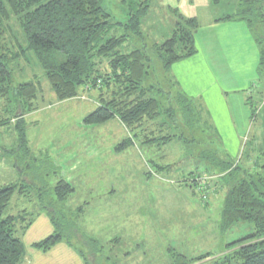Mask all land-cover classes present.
Instances as JSON below:
<instances>
[{"label":"rangeland","instance_id":"obj_1","mask_svg":"<svg viewBox=\"0 0 264 264\" xmlns=\"http://www.w3.org/2000/svg\"><path fill=\"white\" fill-rule=\"evenodd\" d=\"M145 1L140 35H132L121 51L139 50L148 58L143 95L158 100L162 108L169 101L175 118L163 115L143 120V126L136 129L126 128L116 116L100 124L85 123L99 107L101 95L107 92L103 97L109 98L112 87L86 89L75 98L57 100L19 24L15 18L10 20L11 32L0 38L2 61L11 71L13 85L32 82L37 97L25 112L12 101L0 100V188H15L6 214L25 210L34 213L36 220L43 212L55 211L60 230L63 225L75 227L70 243L85 264H208L209 258L196 260L224 254L253 228L250 223H239L221 229L220 213L229 185L219 175H206L203 167L207 164L202 160L211 152L202 136L212 133L205 126L192 132L180 120L179 111L185 105L170 72L162 69L157 48L171 38L176 23L195 19L203 24L235 16L240 0H102V6L114 22L123 23L130 9ZM126 32L131 35L122 28L111 34ZM103 66L106 71V62ZM261 107L262 103L238 155L241 158L245 151L239 166L246 176L262 173L258 168L264 165L259 155L264 136ZM19 112L25 114L21 127L27 154L14 125ZM242 172L226 179L233 185ZM191 173L200 178H189ZM62 179L73 192L58 201L53 189Z\"/></svg>","mask_w":264,"mask_h":264},{"label":"trees","instance_id":"obj_2","mask_svg":"<svg viewBox=\"0 0 264 264\" xmlns=\"http://www.w3.org/2000/svg\"><path fill=\"white\" fill-rule=\"evenodd\" d=\"M146 12L147 1L138 3L130 9L129 19L121 23L112 20L109 12L103 8L102 0H0V38L11 32L8 24L15 18L28 46L36 53L45 79L57 100L75 98L86 89L99 88L102 91L112 87L109 98L103 97L107 96V92L101 95L99 107L85 118V123L100 124L116 116L126 128L136 129L143 126V120H155L163 115L175 118L169 101L164 102L162 108L158 100L143 95L145 85L148 84V58L139 50L131 53L121 51L122 44L131 39L132 35H140L141 18ZM231 20L244 22L260 48L258 79L246 99L254 121L261 103L264 111V0H240L237 15L217 22ZM176 26L171 38L157 48L165 74L170 72L173 64L196 53V20L186 19L183 24L176 23ZM119 28L130 31L131 35L128 32L119 36L111 34ZM3 57L0 55V100L12 101L25 112L26 107H30L37 97V86L32 82L14 86L11 71L2 61ZM103 61L106 62V71L103 69ZM178 97L185 105L179 111L180 120L185 127L194 132L205 126L211 131L203 106L181 92ZM24 115L17 113L14 123L19 132L21 147L26 144L21 127ZM164 125H160L161 129ZM211 133L208 138L202 136L204 145L210 148L207 151H211L208 155L203 152L202 160L207 164L203 170L206 175H219L218 178L229 185L220 213V227L226 230L235 224L250 223L253 232L230 244L224 254L214 258L204 256L196 261L209 258L208 264H264V165H259L258 168L262 173H257L254 177L246 176L242 172L244 169L239 166L245 151L240 154L241 158H231L222 149L220 140ZM152 140L155 141L151 139V142ZM215 142L218 143L217 151L214 150ZM24 149L27 154V148ZM259 155L264 159V136ZM210 168L215 172L211 173ZM238 171L243 176L232 185V181L226 177L233 176ZM194 175L191 173L189 178H194ZM53 190L58 201H64L73 192L72 187L63 179L59 180ZM14 193V187L0 188V264H21L25 253L21 235L31 226L36 216L25 210L18 215L6 214ZM50 213L47 215L55 231L34 245L38 250L47 251L61 241L70 243V238H75L71 236L75 227L63 225L64 228L60 230L62 226L58 224L59 214L55 211Z\"/></svg>","mask_w":264,"mask_h":264},{"label":"crops","instance_id":"obj_3","mask_svg":"<svg viewBox=\"0 0 264 264\" xmlns=\"http://www.w3.org/2000/svg\"><path fill=\"white\" fill-rule=\"evenodd\" d=\"M219 19L197 23L196 53L173 64L170 78L179 92L203 106L211 132L237 159L252 131L246 99L258 79L260 48L244 22ZM54 231L49 216L41 213L21 235L25 250L21 264H85L79 250L66 241L47 251L34 247Z\"/></svg>","mask_w":264,"mask_h":264}]
</instances>
